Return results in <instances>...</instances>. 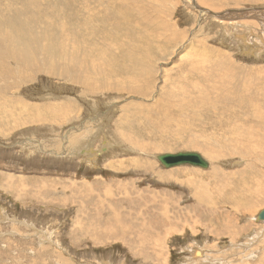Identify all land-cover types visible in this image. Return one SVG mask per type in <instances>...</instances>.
I'll list each match as a JSON object with an SVG mask.
<instances>
[{
  "label": "rangeland",
  "instance_id": "obj_1",
  "mask_svg": "<svg viewBox=\"0 0 264 264\" xmlns=\"http://www.w3.org/2000/svg\"><path fill=\"white\" fill-rule=\"evenodd\" d=\"M196 1L210 12L195 8ZM204 1L0 0V18L10 30L0 31V264H264V220L258 218L264 170L246 169L255 151L236 144L245 140L247 119L264 115V99L258 113L221 101L224 114L202 118L195 96L206 92L193 87L197 82L206 90L211 83L196 70L206 51L227 70L226 56L238 69H264L259 18L218 19L264 1ZM15 51L25 57L22 65ZM124 52L148 57L129 66L120 60ZM67 65L77 66L67 72L77 80L67 78ZM210 67L215 83L208 91H227L228 75L215 78L210 62L202 73ZM78 78L99 88H86ZM108 81L111 88L98 83ZM172 88L182 91L185 103L170 97ZM121 123L127 136L119 133ZM198 146L222 154L212 158ZM235 147L240 151L230 154ZM180 151H197L210 166L166 168L157 158ZM214 166L221 179L210 176ZM109 183L116 184L114 197L98 199L96 192L109 193Z\"/></svg>",
  "mask_w": 264,
  "mask_h": 264
},
{
  "label": "bare ground",
  "instance_id": "obj_2",
  "mask_svg": "<svg viewBox=\"0 0 264 264\" xmlns=\"http://www.w3.org/2000/svg\"><path fill=\"white\" fill-rule=\"evenodd\" d=\"M186 1V0H185ZM204 1V0H203ZM261 1H264V0H261ZM197 2V1H196ZM206 1H204V3H205ZM124 3V2H123ZM126 3V2H125ZM199 2H197V4H195L194 3V6H195V8H198L199 10H201V11H209V9H207L205 6L204 7H202V6H200L199 4H198ZM135 6V5H134ZM213 6V5H212ZM214 8V7H213ZM236 9H231V10H227L226 12H223L222 14H218L219 16V18L218 19H220V20H235V21H237V19H239L241 16L242 17H245V16H247V17H249V16H251V14L253 15H255V17H257V18H259V20L261 21V23L259 24V25H261L263 28H264V5H258L257 7H246L245 9H241V8H237V7H235ZM252 9H254V10H252ZM243 10H248V11H243ZM223 11V10H222ZM237 11H239V12H237ZM210 12V11H209ZM208 12V13H209ZM219 12V11H218ZM237 12V13H236ZM118 13H119V10H118ZM125 13V12H124ZM213 13V15L215 16V12H213V10H212V12L210 13V14H212ZM220 13V12H219ZM39 14L40 15H43V11L42 10H39ZM122 14V13H121ZM209 14V15H210ZM253 15V16H254ZM119 18V17H118ZM246 18V17H245ZM241 19V18H240ZM122 21V20H121ZM120 21V22H121ZM242 21V20H241ZM8 21H4L2 18H0V31L1 32H6V31H10V30H6V28H9V23H7ZM238 22V21H237ZM237 22H233L234 23V25H238L237 24ZM119 23V22H118ZM212 23V22H211ZM120 24V23H119ZM241 24V23H240ZM241 25H244V24H241ZM248 27H250L249 25H247ZM237 27V26H236ZM103 29V28H102ZM236 29V28H235ZM110 30V29H109ZM111 31V30H110ZM208 31V30H207ZM105 33V32H104ZM118 33V32H117ZM117 33H115V34H117ZM160 34H162V33H160ZM264 34V33H263ZM111 35V34H110ZM108 36H109V33H108ZM106 37H107V34H106ZM112 37V36H111ZM104 38V37H103ZM245 38V37H244ZM105 39V38H104ZM118 39V38H117ZM172 39V38H171ZM7 40V37L6 36H4V35H2V38H1V41H3L4 43H5V41ZM14 40H15V38H14ZM106 40V39H105ZM134 40V39H133ZM244 40H246V39H244ZM261 40H263V42H264V39H262V36H261ZM108 41V40H107ZM242 42V41H241ZM1 43V42H0ZM107 43V42H106ZM113 43H115V42H113ZM170 43H171V41H170ZM109 44V46H110V43H108ZM134 44V43H133ZM139 44V43H138ZM34 46H35V44H34ZM38 46V45H37ZM110 47H113V45L112 46H110ZM109 47V48H110ZM123 47V46H122ZM164 47V46H163ZM30 48V51H32L33 53H36V51H38V47H29ZM119 48V47H118ZM162 49V48H161ZM4 50H5V45H4V47H3V49H0V62L2 61V57H3V53H4ZM168 50V49H167ZM166 51V50H165ZM148 52V51H147ZM38 53V52H37ZM41 54H43L44 55V53L43 52H40ZM144 54V57L141 55V53L140 52H133V53H129V52H124L123 54H122V56H121V59L120 60H124V61H126L127 62V65H132V64H135L138 60H136V59H141L142 57H143V59H144V61H146V58L148 57V53H143ZM147 54V55H146ZM164 54V53H163ZM203 54H206V55H209V56H212V50H211V52H208V51H206V52H203L201 55H199V59H200V61H199V65L197 66L198 67V69H196L197 71H199L200 72V75H202L203 77H205V76H207V77H209V79H210V81H211V83L208 85L209 87H206V90L204 89V88H202L201 86H200V84L199 83H197V82H195L194 84H193V87H195V86H197V87H199L200 88V90H203L204 92H206V95L205 96H202V95H196L195 97H196V99H197V101L195 102V104H194V109L197 111V113H199L200 112V115H201V117L203 118V116H205V115H216V116H218V117H220V115L221 114H224L226 111L222 108V106H221V101L223 102V101H229L230 103H232V104H234L235 106H239L241 109H240V112L243 110V109H247L248 110V108L250 109V110H253V113H258V111H257V106H258V104H259V101L261 100V99H264V69L263 68H261L260 66L258 67V66H254V67H252V66H244V67H242L241 69H238V68H236L235 67V65H234V63L231 61V59H230V57L229 58H227V56L226 57H224V62L227 64V65H229V66H231L232 67V69L231 70H227L225 67H223L222 68V66L220 65V64H218V63H216V62H214V61H212V58L211 57H205ZM35 55V57H37L38 58V55L37 54H34ZM109 55V54H108ZM132 55H133V57H132ZM146 55V56H145ZM150 55V54H149ZM45 56V55H44ZM151 56V55H150ZM14 57H15V61L17 62V64L18 65H22L24 62H25V57L24 56H22L18 51H15V53H14ZM105 57V56H104ZM108 57V56H107ZM118 57V56H117ZM219 57H220V55H219ZM46 58V57H45ZM154 58V57H153ZM158 58V57H157ZM111 60H109L108 58H107V61H108V63L111 65V66H114V61H115V57H113V56H111V58H110ZM148 60V59H147ZM153 60V59H152ZM150 61V60H149ZM210 62V64L212 63V64H214L216 67H215V71H216V73H215V78H218L219 77V75H220V77H221V74H227L228 75V81H227V87H228V90L227 91H224V89L221 87V86H217V87H214V89H213V91H211V92H209L208 90H209V88L213 85V83H215V82H213L214 80H213V77H212V72H211V67H210V69H209V71L207 72V74H203L202 73V68L206 65V64H208ZM138 63H139V61H138ZM137 63V64H138ZM109 65V66H110ZM129 65V66H130ZM35 67L37 66V64H35L34 65ZM97 65H96V63L94 64H91V66L90 67H92L91 69H92V71H94V72H96V73H99L98 72V70H99V68L98 67H96ZM100 66V65H99ZM77 66H75V65H67V66H64V69H65V71H64V73L66 74V76H67V78H69V80L71 79V80H77L76 78H74V77H72V76H69V74L67 73V72H69L70 71V73H71V70L73 69H75ZM4 68H5V66L1 63L0 64V74H5V73H2L3 71H4ZM130 68H133V67H130ZM137 68H138V66H137ZM134 69H135V67H134ZM144 69V68H143ZM102 71H100V73H101ZM219 73V74H218ZM72 74V73H71ZM138 74V73H137ZM105 75V74H104ZM104 75H103V73H102V76H98V74H96V78H104ZM114 76H117V74L114 72ZM141 76V75H140ZM13 77V76H12ZM95 78V79H96ZM145 78V77H144ZM78 80H80V81H82V82H84L86 85V88H92L94 91L96 90V89H98L99 87H98V85L97 84H95L96 86H92V84H93V82H92V84H91V82H90V79L88 78H78ZM139 80V79H138ZM137 81V80H136ZM112 82V81H111ZM139 82V81H138ZM143 82V81H142ZM99 84H101V85H103V87L105 86V87H108V88H111V87H109L108 85H110V81H108L106 84L105 83H103V82H98ZM118 82H116V84H117ZM189 83V82H188ZM49 84V83H48ZM112 84H113V82H112ZM118 85V84H117ZM135 85H138V87H136L137 89L139 88V84H135ZM100 86V85H99ZM115 85L113 84V87H114ZM143 88V87H142ZM140 89V88H139ZM106 89H103L102 91H105ZM168 90H170V89H168ZM183 90V89H182ZM0 92H2V91H0ZM97 92V91H96ZM182 91H180V92H178V91H175L173 88L171 89V93H170V97H174L175 98V102H179V101H182L183 103H185V98H179L178 97V95L181 93ZM200 92V91H199ZM209 92V93H208ZM224 93V94H223ZM5 94V93H4ZM3 94V95H4ZM165 94V93H164ZM166 96V95H165ZM164 96V97H165ZM212 96V97H211ZM5 97V96H4ZM56 97V96H55ZM162 97V96H161ZM7 98V97H6ZM60 98V97H59ZM167 98V97H166ZM165 98V99H166ZM214 98V100H212ZM156 100V99H155ZM167 100H168V98H167ZM164 102V101H163ZM163 102H162V100H160V104H163ZM160 104H158V103H156V104H154V108H156L157 110H159V107L161 106ZM165 104V103H164ZM168 104L170 105V106H174V103H172V101L170 100H168ZM129 107V106H128ZM127 107V108H128ZM165 107H167V106H165ZM185 106L183 105V106H180V107H176L177 109H179V110H183V108H184ZM64 108V107H63ZM126 108V107H125ZM148 109L147 110H150L151 108L150 107H147ZM155 109V110H156ZM162 109V108H161ZM65 110V109H64ZM250 110H248V111H250ZM141 111H143V110H141ZM65 112L67 113V109L65 110ZM159 112H160V110H159ZM143 114H145L146 115V113H144V112H142ZM247 113V112H246ZM251 113V112H250ZM129 114V113H128ZM243 114V113H242ZM130 115V114H129ZM134 115V114H133ZM137 115V114H136ZM144 115V116H145ZM200 115H198V116H200ZM147 116H150L152 119H153V117L148 113V115ZM95 117V116H94ZM127 117V116H126ZM192 117H193V119L194 120H196V121H198L199 120V118L198 117H196V116H194V115H192ZM247 117V116H246ZM146 118V117H145ZM260 118V119H259ZM259 118H256L255 117V120L254 121H250V119H247V123L248 122H250L247 126H248V130L246 129V133H243L242 132V134H243V136H245V140L244 141H239L238 140V137H236L237 138V140H238V143H236V144H238V147H240V146H244V145H248L247 147H250V148H252L254 151H255V156H253V157H250V159H248V166H247V168L246 169H248L249 168V170H251L250 169V167H254L253 168V170H256L255 169V167L256 166H258L259 168H261V169H263L264 170V115L262 116V117H259ZM128 119V118H127ZM157 119V118H156ZM156 119H155V122H156ZM201 119V118H200ZM200 121V120H199ZM124 121L122 120V123H123ZM130 122V121H129ZM152 122H153V120H152ZM255 122H256V124H255ZM99 123V122H98ZM122 123H121V129H120V131H119V133H121V134H126L124 131V129H123V126L125 125V124H127V126L128 127H130L131 126V124H128V122L127 123H124V125L122 126ZM154 123V122H153ZM157 124H158V122H157ZM156 124V125H157ZM94 126H98V125H94ZM132 126H134V125H132ZM253 126V127H252ZM56 127V126H55ZM249 127H251V129H249ZM28 128V127H27ZM96 129V128H95ZM87 130V129H86ZM55 132H56V130H55ZM236 133H238V135H239V133H240V129L238 128V126L236 127ZM71 134V133H70ZM71 135H73V134H71ZM77 135V134H76ZM129 135V134H128ZM89 136V135H88ZM124 136V135H123ZM125 136H127V134L125 135ZM124 136V137H125ZM130 136V135H129ZM74 137H75V135H74ZM83 138V137H82ZM87 138V137H86ZM90 138V137H89ZM127 138V137H126ZM68 139H70V137L68 138ZM73 139V141H74V138H72ZM44 140V139H43ZM128 140H130V139H128ZM197 140V139H196ZM35 141V140H34ZM61 141V140H60ZM134 141V140H133ZM198 141V140H197ZM19 142V141H18ZM196 142V141H195ZM240 142V143H239ZM89 143V142H88ZM137 143V142H136ZM145 143V142H144ZM203 143H205V142H203ZM86 146V151L87 152H89V151H92L93 152V149H92V147L89 145V144H87V141L84 143ZM138 144V143H137ZM201 144V143H200ZM209 144V143H208ZM235 144V143H234ZM30 145V144H29ZM92 145V144H91ZM136 145V144H135ZM134 145V146H135ZM198 145V144H197ZM210 145V144H209ZM81 146V145H80ZM137 147H139L141 150H147V146H145V145H142V143H139L138 144V146ZM70 148V147H69ZM77 148V147H76ZM79 148V147H78ZM108 148V147H107ZM197 148V147H196ZM206 148V147H205ZM205 148H203L202 146L201 147H199L198 146V149H200V150H202V151H204L207 155H209V156H211L212 158H216V157H219L222 153H220V152H216V151H212L213 150V148H211V147H209V148H207V149H205ZM244 149V150H243ZM242 149V151H243V153H242V156H243V158H246V156L249 154V150L247 149V148H243ZM36 150V149H35ZM71 150V149H70ZM79 150H81L80 148H79ZM83 150V149H82ZM111 151V150H110ZM240 151V148H233V149H231V151H229V153L230 154H233V153H237V152H239ZM72 152V151H71ZM85 152V151H84ZM68 153H70V152H68ZM80 154H81V152H80ZM162 154V153H161ZM93 154H90L89 155V157H91ZM159 155V154H158ZM66 156V155H65ZM98 156V155H97ZM69 157V156H68ZM72 157V156H71ZM87 157V156H86ZM93 157V156H92ZM84 158H85V156H84ZM88 158V157H87ZM95 159H96V157H95ZM93 160V159H92ZM209 162V161H208ZM232 162V161H231ZM142 163V162H141ZM152 164V163H151ZM184 165H189V164H184ZM184 165H181V166H184ZM147 166H149V165H147ZM178 166H180V165H178ZM178 166H176V167H178ZM190 166H192V165H190ZM209 166H210V163H209ZM208 166V167H209ZM174 167V166H173ZM142 168V167H141ZM204 168V167H203ZM150 169V168H149ZM148 169V170H149ZM183 172V171H182ZM211 173H213V174H210V176L212 177V176H214V177H216V178H218V179H221V175H223L224 173H222V172H220L218 169H217V167L216 166H214L213 167V169L210 171ZM161 176L162 177H167V175L166 174H163V173H161ZM164 179V178H163ZM87 183V182H86ZM87 185V184H86ZM100 186V185H99ZM229 185L228 184H225L224 185V188H226V187H228ZM103 188V187H102ZM101 188V189H102ZM104 188L105 189H107L108 188V194H102L101 195V193H105V192H96L97 194H98V199H100V198H103V196L105 195L106 197H109V196H111V197H114V193H113V191H112V189H116V184H111V183H109V184H106V185H104ZM87 189H89V188H87ZM100 189V190H101ZM232 189V188H231ZM90 191L88 192V194L90 193V195L92 194L93 195V193H94V188H93V186H91L90 187V189H89ZM248 191V190H247ZM131 192V191H130ZM145 192V191H144ZM95 194V193H94ZM89 196V195H88ZM105 198V197H104ZM90 199V198H89ZM103 200V199H102ZM112 200V199H111ZM125 200V199H124ZM128 200V199H127ZM114 201V200H113ZM100 202V201H99ZM115 202V201H114ZM122 202V201H121ZM124 202V201H123ZM95 203V202H94ZM106 203V202H105ZM108 203H110V202H108ZM130 203V202H129ZM100 205H101V202L99 203ZM114 204V203H113ZM121 204V203H120ZM119 204V205H120ZM109 206H111V204H108ZM125 205H126V203H125ZM105 206V205H104ZM118 206V205H117ZM96 207V206H95ZM98 207V206H97ZM100 207V206H99ZM107 208H109L108 206H107ZM119 212V211H118ZM97 214V213H96ZM259 216V215H258ZM259 218V217H258ZM261 220V219H260ZM264 220V219H263ZM118 226V225H117ZM120 227V226H119ZM109 228H112V229H115L113 226H110ZM119 229V228H118ZM118 229H116V230H118ZM108 231H110V230H108ZM155 231V230H154ZM118 232V231H117ZM126 232V231H125ZM103 233V232H102ZM104 234V233H103ZM123 235L124 237H127L124 233H117V235L119 236V235ZM113 235L114 234H111L110 232H108V233H106V236H109V237H113ZM129 235V234H128ZM96 236V235H95ZM94 236V237H95ZM100 236V235H99ZM105 236V237H106ZM104 237V238H105ZM120 237V236H119ZM96 238V237H95ZM99 238H103V236L102 237H99ZM78 239V238H77ZM134 241V240H133ZM101 242V241H100ZM193 255V254H192ZM213 258V257H212ZM121 263V262H120Z\"/></svg>",
  "mask_w": 264,
  "mask_h": 264
},
{
  "label": "water",
  "instance_id": "obj_3",
  "mask_svg": "<svg viewBox=\"0 0 264 264\" xmlns=\"http://www.w3.org/2000/svg\"><path fill=\"white\" fill-rule=\"evenodd\" d=\"M157 158L166 168L184 164L200 166L204 168H207L209 166L208 160L197 151L162 153L157 155ZM259 219H264V209L259 212Z\"/></svg>",
  "mask_w": 264,
  "mask_h": 264
}]
</instances>
